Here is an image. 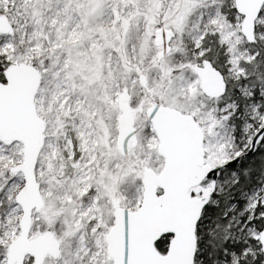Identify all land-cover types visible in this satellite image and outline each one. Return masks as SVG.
Masks as SVG:
<instances>
[{
    "label": "snow or ice",
    "instance_id": "6c2138e0",
    "mask_svg": "<svg viewBox=\"0 0 264 264\" xmlns=\"http://www.w3.org/2000/svg\"><path fill=\"white\" fill-rule=\"evenodd\" d=\"M0 264H264V0H0Z\"/></svg>",
    "mask_w": 264,
    "mask_h": 264
}]
</instances>
